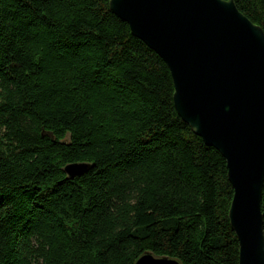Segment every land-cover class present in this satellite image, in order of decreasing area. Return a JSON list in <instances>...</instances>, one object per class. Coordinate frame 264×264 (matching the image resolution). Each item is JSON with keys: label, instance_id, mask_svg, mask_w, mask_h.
I'll list each match as a JSON object with an SVG mask.
<instances>
[{"label": "trees", "instance_id": "1", "mask_svg": "<svg viewBox=\"0 0 264 264\" xmlns=\"http://www.w3.org/2000/svg\"><path fill=\"white\" fill-rule=\"evenodd\" d=\"M109 2L0 0V264H239L226 161Z\"/></svg>", "mask_w": 264, "mask_h": 264}, {"label": "water", "instance_id": "2", "mask_svg": "<svg viewBox=\"0 0 264 264\" xmlns=\"http://www.w3.org/2000/svg\"><path fill=\"white\" fill-rule=\"evenodd\" d=\"M112 13L167 65L178 116L225 159L239 264H264V30L235 0H110ZM91 166L73 164L70 179ZM136 264H180L145 254Z\"/></svg>", "mask_w": 264, "mask_h": 264}]
</instances>
